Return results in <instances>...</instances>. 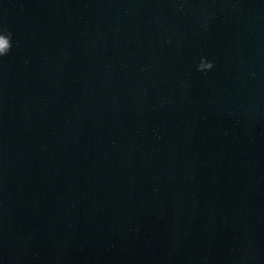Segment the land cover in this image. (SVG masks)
<instances>
[{
  "label": "water",
  "instance_id": "water-1",
  "mask_svg": "<svg viewBox=\"0 0 264 264\" xmlns=\"http://www.w3.org/2000/svg\"><path fill=\"white\" fill-rule=\"evenodd\" d=\"M0 264H264V0H0Z\"/></svg>",
  "mask_w": 264,
  "mask_h": 264
},
{
  "label": "clouds",
  "instance_id": "clouds-1",
  "mask_svg": "<svg viewBox=\"0 0 264 264\" xmlns=\"http://www.w3.org/2000/svg\"><path fill=\"white\" fill-rule=\"evenodd\" d=\"M10 47H11V45L9 44V46L6 50L0 49V57L5 56L8 53Z\"/></svg>",
  "mask_w": 264,
  "mask_h": 264
}]
</instances>
